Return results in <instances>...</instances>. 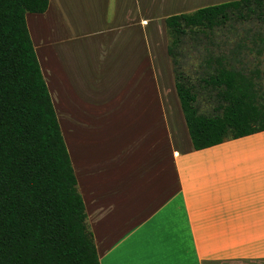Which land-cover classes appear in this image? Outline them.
<instances>
[{
  "label": "crops",
  "instance_id": "crops-1",
  "mask_svg": "<svg viewBox=\"0 0 264 264\" xmlns=\"http://www.w3.org/2000/svg\"><path fill=\"white\" fill-rule=\"evenodd\" d=\"M197 1L50 0L45 14L27 15L72 165L80 158L74 171L101 264L264 262V132L195 150L175 85L180 121L136 106L145 97L166 109L147 91L162 87L168 67L167 20L223 5ZM111 114L151 122L130 126L128 168L117 170L120 153L110 148L99 151L96 173L86 153L91 121ZM103 133L101 124L99 142Z\"/></svg>",
  "mask_w": 264,
  "mask_h": 264
},
{
  "label": "trees",
  "instance_id": "trees-1",
  "mask_svg": "<svg viewBox=\"0 0 264 264\" xmlns=\"http://www.w3.org/2000/svg\"><path fill=\"white\" fill-rule=\"evenodd\" d=\"M50 0H0V264H101L84 200L27 15ZM264 0H237L167 20L175 88L195 150L264 132L258 75L221 68L205 84L217 92L216 115H200L176 50L194 29L214 30Z\"/></svg>",
  "mask_w": 264,
  "mask_h": 264
},
{
  "label": "rangeland",
  "instance_id": "rangeland-1",
  "mask_svg": "<svg viewBox=\"0 0 264 264\" xmlns=\"http://www.w3.org/2000/svg\"><path fill=\"white\" fill-rule=\"evenodd\" d=\"M235 1L237 0H198L196 5L209 7ZM253 10L254 13L243 12L245 16L244 20L239 19L238 15L234 14L226 25L215 28L214 30L194 29L183 39L181 45L176 50L180 70L187 85L193 89L196 95V108L200 115H216L215 109L218 107L217 92L213 87L206 85L204 81L211 75L217 73L221 68L241 69L254 76L258 75L257 85L264 98V7L262 9L254 8ZM167 41L169 45L170 40L168 34ZM162 55V58L164 57V59L167 58L168 60V67L165 69L163 65L162 72L159 70V76L161 75V82L163 83L162 87L158 89H149L147 92L148 94L150 93L152 97H156L157 95V97L160 96L164 98L167 103L164 104L166 109L163 105L161 106V104L153 107V105L156 104V100L145 97H139L147 101H143L144 103L142 102L141 105L136 106L144 108V112L147 114H151L152 111H159L158 115L161 114L160 118L163 117L164 119L163 113H167L172 122L173 120L180 121L179 116H181L182 112L178 109L179 103L174 91L175 78L172 61L169 55ZM84 60H86V56H82L79 52L76 56V62L81 63ZM143 93L144 92L141 90L140 95ZM149 102L151 104H149ZM178 113L179 116L177 117ZM110 116L111 117L107 119L108 115H106L100 122H98L99 120L91 121L90 152L88 151L86 153L87 155L90 154L89 158L95 170L97 168L99 151L102 156L106 157V155H109L110 148L112 150H118L120 153L118 154V159L112 162L118 167L120 166L117 170L119 171L122 167L128 168L130 164V151L128 146L130 126L135 123H137V126H145L148 121L151 122V120H149L150 118L139 119L138 122H136V120L133 119V114H129L124 118L119 117L117 114H111ZM101 124L107 128L109 134H101L99 142L98 129ZM69 139L73 145L74 152H77L80 157V151L82 152L83 147L81 148V146H79L78 148L75 145L76 138L74 135L72 138L69 135L68 140ZM100 145L104 146L101 150L100 147H98ZM124 147H127L125 148L126 150L121 149ZM112 155L115 154L113 153ZM76 159L77 162L75 161V166L73 165L74 169L77 163L78 165L80 164V158L76 157ZM83 160H86L85 156ZM87 163L86 161V165ZM111 169L113 170V167ZM84 176H86V174ZM96 179L98 184L99 181L101 182L102 180H99L98 174ZM108 179L111 181L110 177L107 178V180ZM80 182L84 183L81 177L78 179V189L83 196ZM114 185V183L107 184L105 188L106 192L112 195ZM83 187L87 189V185L84 184ZM89 197L90 194L88 193L87 198ZM85 203L88 205L87 202ZM249 264H264V262H250Z\"/></svg>",
  "mask_w": 264,
  "mask_h": 264
}]
</instances>
